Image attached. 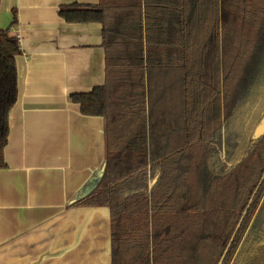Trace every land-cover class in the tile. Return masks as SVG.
I'll use <instances>...</instances> for the list:
<instances>
[{
    "label": "trees",
    "instance_id": "16d2710c",
    "mask_svg": "<svg viewBox=\"0 0 264 264\" xmlns=\"http://www.w3.org/2000/svg\"><path fill=\"white\" fill-rule=\"evenodd\" d=\"M58 15L102 25L105 81L69 98L103 118L105 167L67 207H109L111 264H199L204 243L222 254L229 241L223 264H264V200L237 251L264 191V0H99ZM20 52L0 28V168Z\"/></svg>",
    "mask_w": 264,
    "mask_h": 264
},
{
    "label": "crops",
    "instance_id": "0c3cea01",
    "mask_svg": "<svg viewBox=\"0 0 264 264\" xmlns=\"http://www.w3.org/2000/svg\"><path fill=\"white\" fill-rule=\"evenodd\" d=\"M73 2L99 0H0V28L21 49L0 168V264H111L108 208L67 207L106 157L103 118L69 98L105 81L101 23L58 15Z\"/></svg>",
    "mask_w": 264,
    "mask_h": 264
},
{
    "label": "flooded vegetation",
    "instance_id": "af4514ba",
    "mask_svg": "<svg viewBox=\"0 0 264 264\" xmlns=\"http://www.w3.org/2000/svg\"><path fill=\"white\" fill-rule=\"evenodd\" d=\"M264 115V114H263ZM263 117V116H262ZM262 119V118H261ZM261 119H260V121H261ZM260 121L258 122V124L260 123ZM257 124V125H258ZM256 125V126H257ZM262 136H264V135H262ZM100 170H97L96 172H94V173H97V175H98V172H99ZM94 173L92 174V176H91V178H94V177H96L97 175H95L94 176ZM264 177V174H263V176H262V178ZM90 178V179H91ZM88 182H89V180H88ZM87 182V183H88ZM86 183V184H87ZM97 186V185H96ZM95 186V187H96ZM94 187V188H95ZM93 188V189H94ZM256 192V191H255ZM255 192L252 194V197H251V199H250V201L253 199V196H254V194H255ZM263 193H264V191H263ZM262 193V198H260V203H259V205H258V207L256 208V211L253 213V216H252V221H251V223H250V226L247 228V230L245 231V232H243V235H242V238H241V240L239 241V244H238V247H237V251H239L240 249H241V247H242V245H243V243H244V241H245V237H246V234L248 233V231H249V229H251V227H253L254 225H256L255 223H253L254 222V220H255V217H256V215H257V211H258V209H259V207H260V205H261V203H262V201L264 200V194ZM248 206H249V204H248ZM246 211L247 210H245L244 212H243V215L246 213ZM242 219V218H241ZM240 223H241V220L239 221V224L237 225L238 226V228H239V225H240ZM237 228V227H236ZM237 228V229H238ZM236 229V230H237ZM262 229V227L261 226H257L256 227V233H262L260 230ZM234 235H235V232H234V234H233V237H234ZM233 239V238H232ZM230 244H231V241H229V243L227 244V246H226V248L224 249V252L221 254L220 253V251L216 248V247H214V251H216L217 252V254H218V259H216L215 261H214V263L213 264H223V261H224V259H225V256H226V253H227V250H228V248H229V246H230ZM233 260L234 259H232L231 260V262H230V264H232V262H233Z\"/></svg>",
    "mask_w": 264,
    "mask_h": 264
},
{
    "label": "water",
    "instance_id": "95a60500",
    "mask_svg": "<svg viewBox=\"0 0 264 264\" xmlns=\"http://www.w3.org/2000/svg\"><path fill=\"white\" fill-rule=\"evenodd\" d=\"M262 135H264V115L260 121V123L256 126L255 130H254V133H253V138L254 139H257L259 137H261ZM104 162L101 166V168L99 169L100 171L98 172V175L94 178H91L89 180V182L78 192V194L76 196H85L87 195L89 192H91L93 190V188L98 184L100 178H101V175H102V172L104 170ZM94 207H97V206H94ZM108 208L109 210V215H110V209L108 206H105ZM238 228V226H237ZM236 228V229H237ZM109 240H110V216H109ZM110 257H111V241H110Z\"/></svg>",
    "mask_w": 264,
    "mask_h": 264
},
{
    "label": "rangeland",
    "instance_id": "374dc122",
    "mask_svg": "<svg viewBox=\"0 0 264 264\" xmlns=\"http://www.w3.org/2000/svg\"><path fill=\"white\" fill-rule=\"evenodd\" d=\"M261 198H262V196H261ZM259 203H260V200H259ZM255 211H256V209H255ZM251 221H252V218H251L250 222L248 223L247 228L250 226ZM247 228H246V230H247ZM217 257H218V254L216 251H214V248L209 243H204L202 245V248H201V258H200L199 264H213L214 261L216 259H218ZM231 260L227 264H230Z\"/></svg>",
    "mask_w": 264,
    "mask_h": 264
}]
</instances>
